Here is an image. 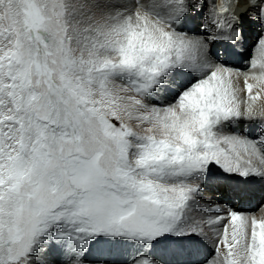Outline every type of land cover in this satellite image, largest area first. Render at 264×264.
Returning <instances> with one entry per match:
<instances>
[{
    "label": "snow or ice",
    "instance_id": "snow-or-ice-1",
    "mask_svg": "<svg viewBox=\"0 0 264 264\" xmlns=\"http://www.w3.org/2000/svg\"><path fill=\"white\" fill-rule=\"evenodd\" d=\"M257 182L264 0H0V264H264Z\"/></svg>",
    "mask_w": 264,
    "mask_h": 264
},
{
    "label": "rangeland",
    "instance_id": "rangeland-1",
    "mask_svg": "<svg viewBox=\"0 0 264 264\" xmlns=\"http://www.w3.org/2000/svg\"><path fill=\"white\" fill-rule=\"evenodd\" d=\"M189 29L193 26L191 23L187 25ZM254 36L255 33H252ZM237 54L229 60V66L237 69L240 72L249 71V61L253 56H258L259 53L255 51L254 45L250 40L242 47L236 50ZM243 60V61H242ZM243 64V65H242ZM163 103H168L167 99L162 101ZM202 202H214L220 203L227 207H233L236 210L243 211L246 213H254L256 215L264 214V183H254L250 186V195L241 201L228 200L226 197H223L220 191L217 190L214 186H209L201 193ZM199 252L193 253L192 255L184 254L179 257H167L166 259H177L181 261H195L196 264H202V261L207 257L208 259L212 258L213 249L211 245L197 246Z\"/></svg>",
    "mask_w": 264,
    "mask_h": 264
},
{
    "label": "bare ground",
    "instance_id": "bare-ground-1",
    "mask_svg": "<svg viewBox=\"0 0 264 264\" xmlns=\"http://www.w3.org/2000/svg\"><path fill=\"white\" fill-rule=\"evenodd\" d=\"M243 61V60H242ZM243 65V64H242Z\"/></svg>",
    "mask_w": 264,
    "mask_h": 264
}]
</instances>
